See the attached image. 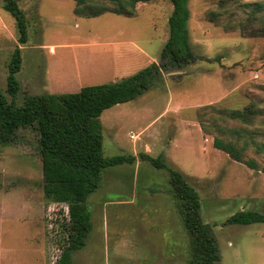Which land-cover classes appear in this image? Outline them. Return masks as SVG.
Segmentation results:
<instances>
[{
	"label": "rangeland",
	"instance_id": "rangeland-1",
	"mask_svg": "<svg viewBox=\"0 0 264 264\" xmlns=\"http://www.w3.org/2000/svg\"><path fill=\"white\" fill-rule=\"evenodd\" d=\"M17 1L29 40L19 43L15 17L0 6V91L12 99L7 65L19 45L18 105L29 95L76 92L161 62L171 0L140 2L133 16L90 18L75 13V0ZM220 1L189 0L194 61L169 64L157 85L102 113L104 155L132 153L137 160L103 170L88 197L86 238L101 245L96 257L73 251V264H187L190 236L169 191V171L143 160L141 152L162 155L199 191L201 217L214 225L219 264H264V223L226 224L239 210L264 211V36L250 34L264 21L262 12H252V3L262 0H226L225 7ZM248 106L255 113L246 123L222 113ZM215 136L245 146L259 169L217 148ZM39 144L33 126L0 143V264H59L62 256L70 207L45 197ZM124 235L138 249H114L112 239Z\"/></svg>",
	"mask_w": 264,
	"mask_h": 264
},
{
	"label": "trees",
	"instance_id": "trees-1",
	"mask_svg": "<svg viewBox=\"0 0 264 264\" xmlns=\"http://www.w3.org/2000/svg\"><path fill=\"white\" fill-rule=\"evenodd\" d=\"M150 1L152 0H75V13L88 18L106 12L133 16L138 3ZM171 2L173 10L168 19L169 37L160 55L161 62H152L119 80L83 86L76 92L29 95L24 104L18 105L14 98L20 89L17 73L22 68V47L16 46L11 54L7 65V93L12 99L9 100L0 91V143L12 141L16 132L24 126H33L39 133L45 197L50 202L67 203L70 207L71 217L64 224L68 237L62 246L59 264H73L72 252L82 249L86 244L91 228V213L87 201L89 195L99 188L103 170L110 165L132 164L137 160V155L132 153L111 157L104 155V135L100 120L104 110L117 103L136 99L147 89L157 85L163 69L169 64L181 67L196 59L190 42L189 0ZM225 3L226 0H221L220 7H225ZM252 4L253 14L262 12L264 15V0ZM0 6L15 17L18 41L26 44L29 40L26 12L17 0H2ZM250 34L264 36V21ZM222 113L230 119L246 123L255 111L248 106L243 109H223ZM214 145L234 159L253 169H259L257 160L246 157L245 146L217 136L214 137ZM139 156L155 167L169 171V191L177 200L178 212L190 236L187 264H219L221 254L214 225L201 217L199 191L181 170L169 166L162 155L155 157L149 152H141ZM252 223H264V211L242 209L226 220V224Z\"/></svg>",
	"mask_w": 264,
	"mask_h": 264
},
{
	"label": "crops",
	"instance_id": "crops-1",
	"mask_svg": "<svg viewBox=\"0 0 264 264\" xmlns=\"http://www.w3.org/2000/svg\"><path fill=\"white\" fill-rule=\"evenodd\" d=\"M139 231V230H138ZM133 234V233H132ZM131 234V235H132ZM142 235V233L141 232H137L136 233V235H138V236H141ZM142 237V236H141ZM113 240V248L114 249H118V248H120V249H122V248H136V249H138V247L135 245L134 247L132 246V247H130L129 246V242H128V239H127V237L124 235V236H122V237H117V238H114V239H112ZM131 240V239H130ZM139 241L141 240V239H138ZM133 241H135V240H133ZM136 242V241H135ZM138 243V242H137ZM115 244V245H114ZM100 245L101 244H99V243H88L87 242V239H86V244H85V246L82 248V251L84 252V255H85V257H93V256H97L96 254H97V249L98 248H100ZM120 249H118L120 252L122 251V250H120ZM109 250V249H108ZM161 256H163L162 255V253L160 254ZM165 256V255H164Z\"/></svg>",
	"mask_w": 264,
	"mask_h": 264
}]
</instances>
